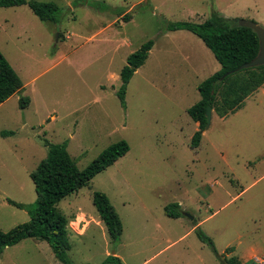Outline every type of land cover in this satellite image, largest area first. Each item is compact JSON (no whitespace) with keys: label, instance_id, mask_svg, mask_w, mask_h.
<instances>
[{"label":"rangeland","instance_id":"1","mask_svg":"<svg viewBox=\"0 0 264 264\" xmlns=\"http://www.w3.org/2000/svg\"><path fill=\"white\" fill-rule=\"evenodd\" d=\"M28 1L58 4L61 23L41 21L27 5L0 9V50L24 84L0 103V229L29 221L8 200L35 202L30 174L49 145L67 143L83 170L126 140L128 154L59 204L71 221L72 264H104L114 252L124 264H223L221 257L264 264V87L226 118L213 110L193 148L199 124L188 110L201 99L199 85L222 67L196 35L168 30L204 23L213 12L264 28V0ZM150 40L124 108L121 71ZM23 97L30 99L24 108ZM97 191L122 219L116 242L93 204ZM175 203L194 220L167 216L165 207ZM0 264L64 263L47 242L28 238L6 248Z\"/></svg>","mask_w":264,"mask_h":264},{"label":"trees","instance_id":"2","mask_svg":"<svg viewBox=\"0 0 264 264\" xmlns=\"http://www.w3.org/2000/svg\"><path fill=\"white\" fill-rule=\"evenodd\" d=\"M24 5L29 6L41 21L56 25L61 23L62 11L54 2L0 0V9ZM91 6L101 8L96 2H92ZM116 12L121 13L123 10L118 9ZM124 19L129 22L131 16L125 15ZM168 30H187L196 35L212 51L222 67L199 85L201 99L188 110L193 121L199 123V130L192 138V147L198 148L206 129V112L209 106L218 116L226 118L239 111L245 100L264 85V65L238 70L258 56L259 38L252 29L240 27L236 20L227 19L216 12H213L204 23H171L168 25ZM153 46V40L143 44L127 59V64L121 71L122 86L117 94L124 108H126L128 84L137 70L148 60ZM23 88L21 77L0 50V103L8 101ZM29 101V98H21V106L23 108L28 106ZM11 134L6 131L1 133L4 137ZM129 151V143L126 140L119 141L105 149L82 170L71 157L67 143L49 145L48 156L30 174L37 195L35 202L23 204L8 200L14 207L25 210L30 219L9 231L0 229V255L8 247L15 246L28 238H36L47 242L56 258L62 263L72 264L68 253L71 221L59 208V204L83 187L89 186L97 175L114 165ZM93 204L106 225L111 239L118 241L124 232V225L110 198L105 193L97 191L93 195ZM165 213L171 218L184 216L181 206L177 203L166 206ZM197 235L217 253L213 240L200 228L197 229ZM229 250L228 248L227 252ZM228 261L230 264H242L236 257ZM106 263L124 264L117 255L108 256L104 264Z\"/></svg>","mask_w":264,"mask_h":264},{"label":"water","instance_id":"3","mask_svg":"<svg viewBox=\"0 0 264 264\" xmlns=\"http://www.w3.org/2000/svg\"><path fill=\"white\" fill-rule=\"evenodd\" d=\"M237 23L240 27L250 28L253 31H255L258 35L259 42H260V52L258 56L253 61L241 66L238 70L263 66L264 65V28L253 21H245V20L239 19L237 20ZM206 117H207L206 129H209L212 124V118H213V109L211 106L207 108ZM183 215L189 217L191 220H194V218L186 212H183ZM113 254L115 255L116 253L114 252ZM221 259H222L223 264H230L229 261L225 257H221Z\"/></svg>","mask_w":264,"mask_h":264},{"label":"crops","instance_id":"4","mask_svg":"<svg viewBox=\"0 0 264 264\" xmlns=\"http://www.w3.org/2000/svg\"><path fill=\"white\" fill-rule=\"evenodd\" d=\"M219 71H220V70H219ZM263 87H264V85H263L260 89H262ZM260 89H259V90H260ZM259 90H258V91H259ZM195 123H196V122H195ZM198 124H199V123H198Z\"/></svg>","mask_w":264,"mask_h":264}]
</instances>
